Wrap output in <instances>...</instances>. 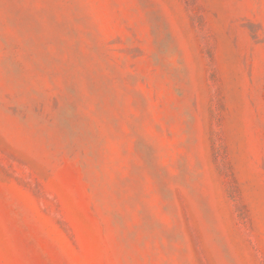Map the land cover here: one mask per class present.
<instances>
[{
	"label": "rangeland",
	"instance_id": "374dc122",
	"mask_svg": "<svg viewBox=\"0 0 264 264\" xmlns=\"http://www.w3.org/2000/svg\"><path fill=\"white\" fill-rule=\"evenodd\" d=\"M0 264H264V0H0Z\"/></svg>",
	"mask_w": 264,
	"mask_h": 264
}]
</instances>
